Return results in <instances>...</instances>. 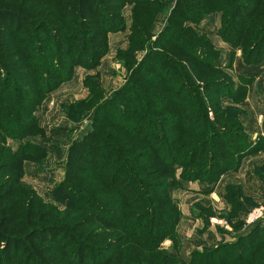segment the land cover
I'll list each match as a JSON object with an SVG mask.
<instances>
[{"label":"trees","instance_id":"16d2710c","mask_svg":"<svg viewBox=\"0 0 264 264\" xmlns=\"http://www.w3.org/2000/svg\"><path fill=\"white\" fill-rule=\"evenodd\" d=\"M164 1L0 0V264H264V223L241 238L243 249L193 252L188 263L161 248L176 239L181 212L170 190L177 181L213 187L264 152V137H248L236 106L254 77L235 83L215 64L219 51L208 36L191 26L219 13L218 37L244 64L259 65L264 0H175L150 43L162 49H146L139 63L122 58L123 85L96 103L90 130L68 147L64 178L51 192L64 210L38 204L22 187L25 164L48 156L34 141L46 136L39 106L77 67L100 66L107 36L125 30L126 6L140 36L139 23L155 17L137 12L160 13ZM83 84L103 96L92 76ZM232 189L225 200L238 217Z\"/></svg>","mask_w":264,"mask_h":264},{"label":"rangeland","instance_id":"374dc122","mask_svg":"<svg viewBox=\"0 0 264 264\" xmlns=\"http://www.w3.org/2000/svg\"><path fill=\"white\" fill-rule=\"evenodd\" d=\"M165 1L166 4L160 13H153V11H151L152 9L148 8L146 11L137 12V14L145 17H155L151 22L148 21L146 24L139 23V26H137L141 29V32H144V35L140 34V36H134L132 34V8H130L129 11L127 7L122 14L126 25L125 30L107 36L108 48L111 47L114 54L116 51V56L111 60L108 59L107 65L109 66L110 62L112 65H114L115 62L121 65L116 71H113L111 67L109 70V75L116 82V87L121 84L123 85L126 78L127 68L123 66L121 62L122 58L129 59L130 62L134 60V62L136 61V63H139L147 52L146 49H162L158 45L151 46L150 43L155 41L156 37L163 30L166 24L165 18L167 19L166 16H168L175 0ZM215 14L216 13L211 15ZM214 19L216 20V17ZM147 24L148 26H146ZM135 25H137L136 20L134 27H132L133 29L136 28ZM194 31L196 30L194 29ZM198 34L202 33L199 32ZM132 39L134 40L131 41ZM142 40L143 43H145V47L141 48V46H136L138 43L141 45ZM126 42L127 48L121 49ZM128 50V56H124ZM118 52L123 54L119 56ZM178 56H180V58L182 57L181 54ZM217 61L218 59L216 62ZM97 75L98 76H92L94 82H96V79H103L101 74ZM86 76H84V78ZM231 78L237 83L236 77ZM83 79L75 81V83L63 85L60 89H57V92L48 95L37 109L35 115L38 118L40 126L44 128L46 136L43 139H34V141L47 148L48 156L46 160L39 165L26 163L25 176L22 179V187L24 189H32L38 204L54 205L59 210H64V205L56 203L53 200L51 192L55 185L64 178L68 147L74 141L81 139L83 135L90 130L96 103L98 101H104L112 93L110 90L111 87L104 89V86L102 85L101 87L98 83H96V85L100 86L103 96L90 93V90L84 86ZM100 97L103 98L101 99ZM238 105L236 106L238 107ZM17 144V142H9V145L13 149L17 147ZM198 183L203 184L201 182ZM208 187L210 186L206 184L199 185L196 182L177 181V186L170 190L172 201L181 212L180 220H186V217H192L191 214L194 215L198 212L200 214L199 216L202 217V220H198V223H196L197 221L194 222L196 224L195 227H192L193 225H189L190 227L188 225L181 226L182 241L176 233L175 240H167L161 245L162 249L179 261L188 263L190 255L193 252L208 253L223 245H232L234 248L237 246V248L243 249V241H241V238L245 237L255 226L264 223V216L262 217L263 221L256 225H247L245 223V218L248 213L256 209H264V195H249V200L246 201L243 208L240 207L239 216L233 217L229 215L231 214L230 211H225L226 207H224V205L222 207L218 202L208 201L209 199L206 198L204 194L203 196L199 195V190L203 188L208 189ZM232 187L233 189L230 192H233L238 198L243 197L244 199L241 187L239 185H232ZM187 202L191 203L193 209H190L189 203ZM189 228H193L195 233L202 235L203 239H201L200 243L195 242L196 238L191 235Z\"/></svg>","mask_w":264,"mask_h":264},{"label":"crops","instance_id":"0c3cea01","mask_svg":"<svg viewBox=\"0 0 264 264\" xmlns=\"http://www.w3.org/2000/svg\"><path fill=\"white\" fill-rule=\"evenodd\" d=\"M127 7L130 11L131 6L128 5L123 9L122 14L124 13L125 9H127ZM215 17L216 20L214 19ZM191 26L198 33L200 32L202 34H206L213 46L219 51L220 55L218 57V61L216 62L217 66L224 68V71L231 77H236L238 75L254 77V81L248 88L244 102L238 105V107H240L242 110V114L239 118L246 134L251 140H255L257 137H264V61L259 65H246L241 58V52L239 49L232 50L227 43L222 42V40L217 35V31L220 27L219 13H216L215 15H207L202 21H200V23ZM123 48H127V42L124 44V46H122L121 49ZM115 56L116 51L114 54V51L111 49V47H109L108 53L102 58L101 64L97 69L87 71L77 67L74 70V75L71 81L64 83L63 85L73 82L75 83V81L83 79L86 75L98 76L97 74H101L103 79H96V83H98L101 87L103 85L104 89L111 87V91L119 89L122 84L116 87V82L110 77L109 70L111 67L113 71H116L121 67V65L115 61L114 65H112L111 62L109 66L107 65L108 59L111 60ZM230 62L231 67L229 68L228 65ZM63 85H61L58 89H60ZM54 92H57V90ZM196 183L203 185L198 182ZM232 185H239L243 191L242 195H244V199L243 197H237L242 208L243 205L246 204V201L249 200V195H264V152L244 158L237 172L224 174L213 187H208V189L203 188L199 190L198 193L200 196H203L204 194L205 197L209 199L208 201L218 202L222 207L224 205V207H226L225 211L229 212L231 207L225 200V194L226 189ZM189 206L190 209H193L191 203H189ZM199 215L200 214L198 212L194 215L191 214L192 217H186V220H180L178 226L176 227V233L178 234L181 241V226L193 225L192 227H195L196 224L194 222L197 221L196 223H198V220H202V217ZM189 229L191 235L193 237L195 236L196 238L195 242L200 243L201 239H203L202 235L195 233L193 228Z\"/></svg>","mask_w":264,"mask_h":264},{"label":"built area","instance_id":"2783aa9c","mask_svg":"<svg viewBox=\"0 0 264 264\" xmlns=\"http://www.w3.org/2000/svg\"><path fill=\"white\" fill-rule=\"evenodd\" d=\"M263 216H264V209L263 208L253 210L247 214V216L245 218V223L247 225H252V224L256 225V224L260 223L261 221H263V219H262Z\"/></svg>","mask_w":264,"mask_h":264}]
</instances>
